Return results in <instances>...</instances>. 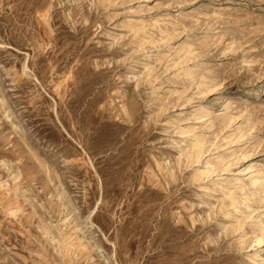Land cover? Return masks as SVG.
Segmentation results:
<instances>
[{"label": "rangeland", "instance_id": "rangeland-1", "mask_svg": "<svg viewBox=\"0 0 264 264\" xmlns=\"http://www.w3.org/2000/svg\"><path fill=\"white\" fill-rule=\"evenodd\" d=\"M0 264H264V0H0Z\"/></svg>", "mask_w": 264, "mask_h": 264}]
</instances>
